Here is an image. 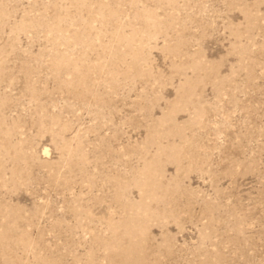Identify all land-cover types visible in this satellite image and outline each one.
<instances>
[{
  "label": "rangeland",
  "instance_id": "obj_1",
  "mask_svg": "<svg viewBox=\"0 0 264 264\" xmlns=\"http://www.w3.org/2000/svg\"><path fill=\"white\" fill-rule=\"evenodd\" d=\"M0 264H264V0H0Z\"/></svg>",
  "mask_w": 264,
  "mask_h": 264
}]
</instances>
